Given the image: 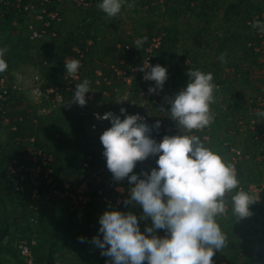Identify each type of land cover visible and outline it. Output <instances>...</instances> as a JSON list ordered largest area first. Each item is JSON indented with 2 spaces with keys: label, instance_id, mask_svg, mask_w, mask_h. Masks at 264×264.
Returning a JSON list of instances; mask_svg holds the SVG:
<instances>
[{
  "label": "crops",
  "instance_id": "0c3cea01",
  "mask_svg": "<svg viewBox=\"0 0 264 264\" xmlns=\"http://www.w3.org/2000/svg\"><path fill=\"white\" fill-rule=\"evenodd\" d=\"M262 11L264 6L261 0H176L171 3L165 0H123L121 12L114 18H106L102 11L88 17L85 21L98 37L97 48L82 78V82L84 79L90 81V90L98 96L89 110L104 113L115 111L121 106L130 112L145 114L148 116L145 124L150 129L149 138L153 140L160 129V126L156 127L157 123L160 125L164 120L177 125L183 132L184 129L170 118L169 101L181 91L191 69L212 72L214 83L220 88L215 89V100L211 105V111L215 113V120L209 126L211 139L203 144L227 162L222 142L230 140L246 143L249 140L247 135L235 133L233 118L241 114L248 115L249 99L264 95V58L260 54H253L248 46L253 38L247 24L254 16L261 15ZM84 16L85 13L79 8L67 6L62 22L58 25L57 46L53 47L50 41L44 42L43 47L33 46L25 28L12 16L0 27V49H8L5 54L8 60L6 74L7 85L11 90L5 104L0 100V110L5 108L11 122L19 121L18 136L22 138L17 145L10 126L3 123L0 127L1 186L7 177V165L15 160H27L26 145L30 137H35L39 146L55 155L57 148L64 142L66 153L82 148L83 154H97L100 156L94 157L99 161L107 160L101 158L105 151L101 140L97 143L99 147H85L94 144L92 138L100 139L113 126L112 123H101L98 131H90L85 127L84 116L75 108L60 107L61 113L55 109L53 112L51 104L39 105L35 103L34 96L31 98L34 78L30 73L38 72L49 84L59 81L60 44L71 30L83 23ZM160 30H164L175 42L162 54L168 78L162 89L157 88L164 95L161 108H153L142 97L143 84H121L111 71H105L106 78L112 82L111 86L97 84L100 78L95 69L99 62L119 61L126 56L122 45L136 47L138 39H148ZM222 53H226L227 63H221L218 59ZM104 89L109 91L107 97L101 95ZM220 109H224L223 112ZM42 110L47 112L46 115H39ZM74 143L76 147L71 146ZM234 194H226V202L230 205ZM261 206H264L261 202L250 205L249 217L261 220Z\"/></svg>",
  "mask_w": 264,
  "mask_h": 264
},
{
  "label": "clouds",
  "instance_id": "9594fccd",
  "mask_svg": "<svg viewBox=\"0 0 264 264\" xmlns=\"http://www.w3.org/2000/svg\"><path fill=\"white\" fill-rule=\"evenodd\" d=\"M123 0H102L97 5L106 18L118 16ZM253 29L264 33V22H252ZM147 37L135 42L140 48ZM8 49H0V72L7 69L3 59ZM226 53L218 59L227 63ZM147 63V62H146ZM68 76L76 77L80 68L79 60L65 62ZM150 67L147 64L148 68ZM145 68L140 69L144 71ZM190 82L173 100H170V118L188 133L202 130L213 122L211 105L214 103V83L212 72L191 69ZM167 69L156 65L150 67L144 79L155 81L162 89L167 80ZM90 81L84 79L75 86L73 103L86 104V94L90 92ZM149 92L155 89L149 88ZM121 109V112H125ZM256 115L264 117V111ZM97 119L101 117L97 116ZM103 120H111L112 127L106 130L100 140L105 151L107 167L114 179L121 181L133 172L138 161L159 155L158 170L153 169L147 179L131 175V200L143 209V216L151 218L154 227H147L151 234L157 229H166L168 237L152 238L141 233L135 215L119 211L105 212L100 218V233L93 242L104 251L101 255L113 258L115 264H213V256L227 245V236L222 231L218 218L227 217L229 208L226 194L231 196V214L235 218H246L251 213L249 206L257 201L250 190L246 191L238 179L234 164L226 162L218 153L204 146L196 135L165 136L159 144L149 138L150 129L139 115L127 116L123 121L112 113ZM159 123L156 127L159 128ZM165 198L167 201L165 202ZM84 242V238H80ZM110 245V247H106Z\"/></svg>",
  "mask_w": 264,
  "mask_h": 264
},
{
  "label": "built area",
  "instance_id": "2783aa9c",
  "mask_svg": "<svg viewBox=\"0 0 264 264\" xmlns=\"http://www.w3.org/2000/svg\"><path fill=\"white\" fill-rule=\"evenodd\" d=\"M169 3L176 0H165ZM193 2L195 0H192ZM74 5L86 13L95 6V0H0V27L5 21H9L12 16L16 22L20 23L26 30L28 39L32 45H42L46 41L57 46L59 40L58 25L62 22L64 11L67 6ZM264 22V12L261 15L254 16L247 21L251 29L252 40L248 43L251 51L255 55H261L264 58V33L258 29H253L252 22ZM98 43L97 34L91 29L87 21L83 22L72 33L69 39L60 44L58 51V71L59 81L49 84L42 76L35 77L34 101L36 104H51L53 106L75 108L84 116L85 127L90 131H98L101 123L110 122L103 120L102 117L107 113H112L122 121L130 115H139L143 119L138 123L148 121V116L138 112H130L126 107H119L112 112L91 111L89 107L94 103L98 96L92 90L86 94V104L80 106L73 103L75 86L82 83L87 64L93 56ZM175 42L164 31L160 30L143 42L138 49L129 44L122 45L126 56L119 61L108 63L101 61L98 63L95 72L99 76L97 84L104 83L111 86L112 82L105 76V71H111L117 82L133 85L134 82L143 84L141 95L150 103L153 108H161L164 95L157 90L155 81H146L144 76L150 71V67L160 65L163 67L162 54L168 47H172ZM121 47V46H120ZM3 59L8 62L6 55ZM79 60L80 68L76 77L68 76L66 73L65 62L69 60ZM147 62V63H146ZM147 64L150 66L148 68ZM145 68L144 71L140 69ZM8 76L6 71L0 72V100L3 104L7 102L11 95V90L7 85ZM190 82L188 77L182 84L181 91L184 90ZM149 88L155 89V92H149ZM220 87L217 86L216 89ZM101 95L107 97L109 91H101ZM250 106L248 115H239L233 118L235 133H241L248 136L246 143H237L235 141L224 140L222 146L227 153V162L235 165L238 179L241 186L250 190L256 196V203L264 201V117L256 115L257 110L264 111V95L249 99L247 103ZM125 112H121V109ZM224 109H220L223 112ZM215 115V113L213 114ZM97 116L101 119H97ZM215 120V117H214ZM213 120V121H214ZM6 123L14 133V141L18 145L22 138L18 136L20 123L11 122L5 108L0 110V127ZM209 126L202 130H194L188 133L164 120L160 124V129L156 134L157 144L161 143L165 136L196 135L202 143L210 141ZM26 145L27 160L12 161L7 165V177L4 184L12 191V194L19 199L30 202V208L35 212L38 210V203L57 197L67 200L73 207H86L93 202H101L110 207H122L125 201L131 200V189L135 184L130 183L131 175H137L139 179H147L153 169L158 170L157 160L159 155L150 156L145 161H138L133 172L129 177L121 181L114 179L110 173L107 163L95 160L93 157H87L81 163V170L76 177H70L67 170L57 173L59 166L56 165V155L54 152L46 150L39 146L35 137L28 139ZM255 169L257 171L255 172ZM68 173V174H67ZM167 198H165V202ZM227 203V202H226ZM229 211L230 204L227 203ZM32 226H37L38 219L30 217ZM45 237L18 236L9 238V246L16 249L21 256L23 264H41L39 262V252L46 245Z\"/></svg>",
  "mask_w": 264,
  "mask_h": 264
},
{
  "label": "rangeland",
  "instance_id": "374dc122",
  "mask_svg": "<svg viewBox=\"0 0 264 264\" xmlns=\"http://www.w3.org/2000/svg\"><path fill=\"white\" fill-rule=\"evenodd\" d=\"M261 3L264 6V0H261ZM33 46L43 47L45 44ZM30 74L34 78V91L36 88L35 77L40 76V74L38 72ZM33 96L34 92H32L31 98ZM51 107L53 112L55 109L58 113H61L60 106L51 105ZM52 110L50 113H52ZM46 113L42 110L39 115H46ZM91 140H94V144L92 146L88 145L85 148L92 149V147H99L97 143L100 139L92 138ZM81 141L82 139L79 140V144H81ZM73 145L76 147L75 143L71 146ZM80 149L66 153L63 142L56 150V156L63 163L61 167L67 170L69 175H74L70 177L75 178L79 174L81 163L87 157H93L95 160H98L94 156H100L97 154H93V156L83 154L82 148ZM101 158L104 160L106 157L102 154ZM103 163H107V160ZM7 187L4 183L2 186L0 185V233L4 227H8V236L0 243V264H21L18 251L8 244L10 237H18L19 235L24 237L29 235L45 237L46 229H49L50 232L48 231L49 236L46 235L45 237V239L47 238L45 240L46 245L39 252L38 258L42 262L41 264H48V254L50 252L49 240H53L52 237L54 236H57L53 248L55 264H99L100 261H103V264H115L113 258L101 255L104 249L99 248L93 242L94 237H98L103 242V234L99 231L101 227L99 221L105 212L111 211L135 215L138 219L141 233L148 236V238H152L153 235L158 238L169 236L166 229H157L151 234L147 233L146 228L154 227L153 222L150 217L145 218L143 216L142 207L136 203L122 207H110L96 201L86 207L76 208L67 200L51 197L38 203L39 208L35 211L38 214L37 217L30 208V202L28 203L14 196L10 188L8 189ZM261 205H264V202ZM31 216L38 219L39 225L32 226L30 221ZM258 220L251 216L235 218L232 216L231 211H229L227 217L218 218L221 229L227 236V245L222 251L215 253L212 258L213 264H243L250 256L264 253V206H261V220ZM81 237L84 238V242L80 241ZM106 247H110V245ZM143 264H148V262L144 261ZM255 264H264V260Z\"/></svg>",
  "mask_w": 264,
  "mask_h": 264
},
{
  "label": "trees",
  "instance_id": "16d2710c",
  "mask_svg": "<svg viewBox=\"0 0 264 264\" xmlns=\"http://www.w3.org/2000/svg\"><path fill=\"white\" fill-rule=\"evenodd\" d=\"M102 2V0H95V6H94V8L93 9H91V10H89V11H87L86 13H85V16H84V18H83V21L82 22H84L88 17H91L92 15H97V14H100V11L101 10H99L98 8H97V5L99 4V3H101ZM78 27H76L75 29H73V30H71L70 32H69V34L67 35V37L65 38V40L64 41H66L67 39H69L70 38V36L72 35V33L77 29ZM64 41H62L61 42V44H63V42ZM56 165L57 166H59V168L57 169V173H59V171H62L63 170V168L61 167V160L59 159V157H57L56 156ZM38 225H39V221H38ZM48 231H49V229H46V234H45V237H46V235H48ZM50 232V231H49ZM52 234H55V233H53V232H51ZM8 234V227H4L2 230H1V233H0V243L1 242H3L4 241V239L8 236L7 235ZM49 236V235H48ZM53 238V240H49L50 241V243H49V247H50V249H49V254H48V264H55V260H54V256H53V248H54V246H55V241H56V239H57V236H54V237H52ZM47 239V238H46ZM49 239V238H48ZM48 243V242H47ZM18 253V252H17ZM18 255H19V253H18ZM19 258H20V263L21 264H23V262H22V259H21V256L19 255ZM261 260H264V253H260V254H257V255H253V256H250L249 258H247L245 261H244V263L243 264H255V263H257V262H260ZM39 262H41L40 261V259L38 260ZM42 263V262H41ZM99 264H103V261H100V263Z\"/></svg>",
  "mask_w": 264,
  "mask_h": 264
}]
</instances>
